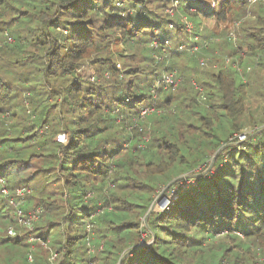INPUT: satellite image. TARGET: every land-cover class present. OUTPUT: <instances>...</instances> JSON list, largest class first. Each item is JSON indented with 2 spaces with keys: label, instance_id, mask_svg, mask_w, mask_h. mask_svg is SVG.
Masks as SVG:
<instances>
[{
  "label": "trees",
  "instance_id": "16d2710c",
  "mask_svg": "<svg viewBox=\"0 0 264 264\" xmlns=\"http://www.w3.org/2000/svg\"><path fill=\"white\" fill-rule=\"evenodd\" d=\"M177 1L175 11L178 9L190 19L199 14L225 17L229 12L238 18L249 2L213 0L215 5L211 6L210 1ZM171 4L170 0H0V225L4 228L1 232H5L2 241L13 237L15 244L22 243L15 230V234H10L6 229L13 220L17 223L6 212L11 208L7 205L11 197L16 202L33 199L34 204L28 208H42L39 216L49 224L41 228L44 232L39 235L50 238V246L59 255L57 264H88V224L102 241L103 253L115 255L111 263L106 260L105 264H116L119 259L120 264H236L225 259L227 248L209 253L214 242L208 240L223 235L233 238L236 233L255 240L264 234V131L256 143L239 151L227 149L229 141L219 137L228 127L229 137L247 122V85L252 81L253 86H259L264 80L261 22L258 25L263 27L246 33L249 41L244 57L235 49L231 52L244 65L242 74L230 66L208 69V80L197 82L198 87L209 86L203 87L207 92H203L205 99L200 102V90L191 85L195 93L190 101L204 112H212L209 116L201 112L202 119L196 125L185 119L189 108L186 105L173 120L178 130V134L172 132L168 137L175 140L168 150L173 161L152 174L151 186H164L175 168L192 169L217 155L212 171L194 174L193 184L184 189L176 186L175 180V204L166 212L152 213L148 228L142 226L140 231L136 218L146 212L152 200L147 191L124 194L125 203L139 206L134 213L125 205L98 214L94 211L95 199L89 196L97 195L106 181L115 182L117 173L122 177L114 168V161L116 165L123 156V141L129 143L126 152L132 155L131 138L142 141L138 132V122L146 115L142 111L164 108L173 102L172 89L153 90L163 63L154 55L167 57L165 40L189 41L185 25L175 22L164 11L166 7L173 8ZM169 24H173V30ZM7 36L12 41L8 42ZM119 38L126 53L110 50L112 41ZM170 53L173 57L179 52L170 49ZM248 63L252 70L246 72ZM256 66L261 71L256 72ZM167 91L170 94L158 97ZM222 115L227 116L226 123L220 119ZM57 134H64L66 142H58ZM168 144L171 145L169 141ZM138 150L143 151V147ZM36 155L44 157V164L34 160L43 165L39 171L44 174L29 173V160ZM155 156L151 152L146 163H151ZM54 181H61L58 186L62 205L53 196L41 194L38 187L33 190L30 186L42 182L46 188ZM20 187L30 192L17 197L15 190ZM102 202L108 206L109 200ZM53 203H57L54 213L50 212ZM138 232L151 237V242L130 245ZM55 233L59 236L53 238ZM124 248H130L133 255L121 261L119 251ZM108 258L104 256V261ZM32 264L50 262L35 259Z\"/></svg>",
  "mask_w": 264,
  "mask_h": 264
},
{
  "label": "rangeland",
  "instance_id": "374dc122",
  "mask_svg": "<svg viewBox=\"0 0 264 264\" xmlns=\"http://www.w3.org/2000/svg\"><path fill=\"white\" fill-rule=\"evenodd\" d=\"M170 1L172 3L171 6L174 8L172 14H169L167 12V10H170L171 8L167 9L166 7L164 8V11L167 12L173 20L175 19V22L178 20V22L184 24L185 31H188L186 28V24L190 23L192 28L190 29L191 33H189V31L187 33V35H189L187 39L189 40L190 38L191 40H193V37L197 36L199 49L195 53L180 51L178 54H174V56L172 55L173 57L169 56L171 54L170 49H167V57L162 58L163 63L160 73L162 74L166 72V69L167 71L176 70L178 76L181 78V82L177 86V88L172 89L171 91L173 102L167 103V107L145 112L146 115L142 116L141 122H138L141 126V129L138 132L140 133L142 141L133 140V138H131L130 144H132L134 141V145H132V155V153L126 152L129 143L124 140L123 146L120 148V151H123V156L121 155L116 165L114 161V168L116 170H119V173L122 177H120V175H118L117 173L115 182L112 181V183L111 181H106V183L103 184L100 189H98L99 193L97 195L93 194L89 196L92 199H95V202H93L92 204H95L97 206V208H95L94 210L97 214L106 209L115 210L122 208L123 205H125L134 213V210L139 206L133 203H125L123 201L124 194H126L128 191H131L132 194L140 191H147L151 193L152 200L150 202L149 208L144 214H141L136 218L139 226V231L141 230L142 226H146L148 228V220L152 213L160 214L172 208V206L177 201V193L175 194L176 186H179L182 189L187 188L189 185L193 184V181L191 179L194 174L205 175L206 172L212 171V166L217 155H214L213 157L208 159L209 164H199L192 169L185 168L184 166H180V168L177 169L175 168L172 170L173 174H170V177L168 178L169 181L164 186L161 183H156L155 185L151 186V181L153 179L152 174H155L158 171L167 168L168 164L173 161V158L169 157L171 155H168L169 146L173 148L174 144L172 142H175V140H171L168 138L171 137L169 136V133H177L178 131L176 129L177 122H174L173 120H176V117H178L179 114L183 112L186 105L189 106L191 111L188 108L187 112L185 113L189 114V116L187 114L184 115L185 119L194 122V124L196 125L199 124L198 121L202 119L201 112L206 116H209L207 114H211L212 112H204L200 107L195 106L193 102L190 101L191 95L195 93L192 89V87L196 88L194 83L198 85L199 82L208 80V77H206V73L210 68L219 69L220 67H222L223 69L229 66L231 68H234L233 65H236L239 61L238 58H236L237 56L231 54L232 50H237L239 55L243 58L246 53L247 42L249 41L246 37V33L248 32V30L250 32H256V27H263L262 25H264V4L261 2H252L249 0L247 7L238 18H234V14L229 12L225 17H205L202 14H199L193 19H190L189 16H183L180 12H178V9L177 11H175L176 7H174L173 5L175 1ZM203 1H210L208 3H210L211 6L215 5L213 0ZM155 2H162V0H155ZM181 2L183 1L179 0V4ZM176 6H178V3ZM237 22L239 24L238 26H235V23ZM259 22H261L262 25H258ZM243 28H245L246 31ZM173 29L174 27L171 28V30ZM231 30H233L236 35L235 40L229 38L228 34ZM172 44H176L174 39L171 41V46H173ZM124 45L125 44L120 38L115 39L112 41V44H110V50L115 54H118L119 52L126 53L127 50H123ZM162 61L160 60V62ZM201 61H204L205 64L202 65ZM240 66V73L242 74L244 71V65ZM255 70H257L256 72H259L261 71V68L256 66ZM238 76L239 79H241L240 74H238ZM205 86L209 88V86L206 84L204 86L197 87L198 91L200 90L199 102L200 99L203 101L205 99L203 93L206 91L203 88ZM247 86L248 88L244 95V112L247 115L246 118H248L247 122L243 125V127H239L238 129L234 130V133L229 137L228 135L230 129L227 125H225L228 128L224 130V134L219 136L221 140L229 141L228 145L226 146L227 149L236 148V150L239 151L249 143L254 144L256 143V141H258V137L260 136L261 132L264 131V120L261 119L264 117V80L260 82L259 86H253L252 81L251 84ZM169 92L170 91L161 92L158 97H161L165 94H170ZM174 112L176 113V115H171ZM226 118L227 116L225 115H222L220 117V119L225 123ZM131 128L132 126H127V129L130 130ZM119 130L121 134H126L122 129ZM241 133H245V137H239ZM137 137L139 138V134ZM164 140H168L171 145L168 144V141ZM180 140L184 141L183 138H180ZM262 140L264 142V136ZM147 143L148 146L146 148ZM139 147H143V151L138 150ZM146 149L149 150L146 151ZM151 152H154L156 156L153 157L151 163H146L147 158H149L148 155ZM145 153L148 154L145 155ZM226 156L227 155H225L223 158V160L225 161L227 160ZM35 159L44 164L43 156L36 155L33 158H30L28 164V168L30 169L29 173H38L40 175L44 174L45 172L39 171V168L41 166L43 167V165L35 164ZM182 169L183 171L181 173L176 174ZM126 170L128 171L127 173H125ZM46 174L49 175V171H47ZM177 177H179V180L176 186L173 184L170 188L165 187L169 182ZM42 182L36 184L35 187L32 185L30 186L33 190H36V187H38V190L41 194H43L44 196H46L47 194L53 196L55 198L54 200H56L58 204L62 205L63 203L60 200V189L58 186V183H60L61 181H54L53 183H49L46 188L45 184H42ZM147 192H144L145 196L147 195ZM104 199L106 201L109 200L108 206H103L102 200L104 201ZM8 202L9 201H7V205L11 208L6 210V212L11 213L12 216L16 218L17 223L13 220L12 225L7 226L6 229L12 227V229L15 230L16 235H19V237L21 238L22 243L15 244L13 241V237H8L10 239L5 241L7 243L2 241V238L5 237V232H1L4 228L0 225V264H23L25 261V263L27 264H32L35 259L41 261L48 259L50 264H56L59 260V255H53L56 253V251L50 246V238L44 239L39 235L41 232H44V230L41 228H46L49 224L46 220L42 221V217L39 216L42 208L38 207L41 209V211L37 213V218H35L32 216V213L35 212L37 208H28L29 205L31 206L34 204L33 199L17 200L18 208L20 207L21 209L26 211L25 213L27 214V216L31 217L30 223L28 225H20L18 223V218L16 217L17 215L15 216L14 214L15 206ZM57 203H53L50 206V212L54 213L56 211ZM137 203L144 204V202ZM3 214L4 213H1V215ZM0 220H3L2 216ZM39 222H41V224L39 227H37ZM1 223L2 222H0V224ZM89 233L90 241L87 244V253L89 256L88 263L91 262V264H105L108 263L106 262V260H110L109 263H111L113 261L112 257H115V255L103 253L102 241L99 242V240L96 238V235L91 232V225ZM236 234L237 235L233 234V236H235L233 238L223 235L215 239H209L208 241L214 242V247L209 250V253L215 252L218 248L222 247V249H228L227 253H225L224 256L225 259L233 260L236 264H264V234H262V236H259L255 240H248L246 238H243L242 235L238 233ZM137 235L138 237L136 239ZM137 235L135 236V239L130 240V245H133L137 242L136 244L138 246H144L145 244H149L151 242V237H148L144 232H138ZM58 236L59 235L57 233L52 235L53 238H56ZM125 248L120 251L118 250L119 254L121 252V261L127 256L133 255L130 248ZM29 254H31L32 256V261H29L28 259ZM104 256H108L110 258L105 259L104 261ZM191 262H194L193 259H191ZM120 263L121 262L119 259L116 264Z\"/></svg>",
  "mask_w": 264,
  "mask_h": 264
},
{
  "label": "built area",
  "instance_id": "2783aa9c",
  "mask_svg": "<svg viewBox=\"0 0 264 264\" xmlns=\"http://www.w3.org/2000/svg\"><path fill=\"white\" fill-rule=\"evenodd\" d=\"M250 1H252V2H261V3L264 4V0H250ZM177 3H178V1L175 0V3H173L174 7H176ZM173 10H174V8H171L170 10H167V12L169 14L170 13L172 14ZM238 24H239L238 22L235 23V26H238ZM169 28H173V24H169ZM186 28L191 33L190 29L192 28V26L190 25V23L186 24ZM5 35H7V34L5 33ZM228 35H229L230 39H233V40L236 39V35H235L233 30H231ZM7 41L8 42L12 41L11 37L7 36ZM171 41L172 40H165V42H164L165 46L167 48H169V49H173L176 52L188 51L189 53H195L199 49V46L196 43L197 42V36H194L193 40H191L189 38L188 42H182V43L181 42L180 43L176 42V44H172L173 46H171ZM154 57L157 60H162L161 56L154 55ZM201 64L204 65L205 62L201 61ZM237 64L236 65L234 64L233 66H234L235 69H237L240 72V70H241V66L240 65L241 64L239 62ZM245 68H246V72H248V71H250L252 69L250 65L245 66ZM180 82H181V78L178 76L176 70H168V71H166V72L161 74L159 80L154 84L153 90L155 91L158 88H161L162 90L176 89L177 86L180 84ZM194 85H195L196 88L198 87L197 84L194 83ZM153 110H154L153 107L150 108V109H144L141 114H144L146 111H153ZM239 137H241V138L245 137V133H241ZM56 140L58 142H60V143H64V142H66V137H65L64 134H57ZM1 191L5 195L8 194V191H7L6 188H2ZM28 192H30V189L20 187V188H17L15 190V195L17 197H21L22 198ZM9 202L15 206L14 214H15V216L17 215L16 217L18 218V223L20 225H28L30 223L31 217H28L27 214L24 213L20 207L18 208L17 202L14 200L13 197H11L9 199ZM40 211H41V209L37 208L36 211L32 213V216L37 218V213L40 212ZM87 231L88 232L90 231V225L89 224L87 225ZM8 232L10 234H14V230L12 228H10V227L8 229ZM53 255L56 256L57 254L55 253ZM28 259H29V261H32L31 254L28 255ZM88 264H91V262H89Z\"/></svg>",
  "mask_w": 264,
  "mask_h": 264
},
{
  "label": "water",
  "instance_id": "95a60500",
  "mask_svg": "<svg viewBox=\"0 0 264 264\" xmlns=\"http://www.w3.org/2000/svg\"><path fill=\"white\" fill-rule=\"evenodd\" d=\"M175 180H179V177H177V178H175L174 180H172L171 182H169L165 187H168L169 185L173 184V182H174ZM149 211H150V210H149Z\"/></svg>",
  "mask_w": 264,
  "mask_h": 264
},
{
  "label": "crops",
  "instance_id": "0c3cea01",
  "mask_svg": "<svg viewBox=\"0 0 264 264\" xmlns=\"http://www.w3.org/2000/svg\"><path fill=\"white\" fill-rule=\"evenodd\" d=\"M238 61H239V60H238ZM239 62H240V61H239ZM240 64L242 65V63H240ZM247 65H250V64L248 63V64H246V66H247ZM251 68H252V67H251Z\"/></svg>",
  "mask_w": 264,
  "mask_h": 264
}]
</instances>
